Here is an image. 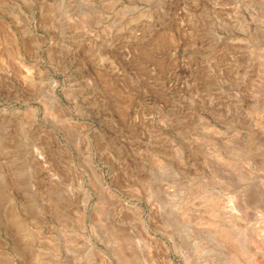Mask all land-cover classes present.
Masks as SVG:
<instances>
[{"label": "rangeland", "instance_id": "374dc122", "mask_svg": "<svg viewBox=\"0 0 264 264\" xmlns=\"http://www.w3.org/2000/svg\"><path fill=\"white\" fill-rule=\"evenodd\" d=\"M0 264H264V0H0Z\"/></svg>", "mask_w": 264, "mask_h": 264}]
</instances>
